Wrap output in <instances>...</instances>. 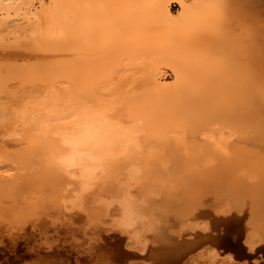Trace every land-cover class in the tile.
<instances>
[{
	"label": "rangeland",
	"instance_id": "rangeland-1",
	"mask_svg": "<svg viewBox=\"0 0 264 264\" xmlns=\"http://www.w3.org/2000/svg\"><path fill=\"white\" fill-rule=\"evenodd\" d=\"M30 2L0 3V264L264 260V0Z\"/></svg>",
	"mask_w": 264,
	"mask_h": 264
},
{
	"label": "bare ground",
	"instance_id": "bare-ground-1",
	"mask_svg": "<svg viewBox=\"0 0 264 264\" xmlns=\"http://www.w3.org/2000/svg\"><path fill=\"white\" fill-rule=\"evenodd\" d=\"M178 1H179V5H181V8H182L183 13L185 12V14H186L187 11L190 10L189 7H191V6H188L187 4H184V2H183L182 0H177V2H178ZM1 2H3V4H4V2H7V5H8V3L11 4V5H12V4L14 5V3H15V5H14L15 7H17V6H16V3H17V4L20 5L21 9H22V7H23V6H21V5H23V4H24V6H25V4H26V6H27V4H28V5H29V6H28L29 8H30V5H31L30 0H0V3H1ZM33 2H34V1H33ZM206 2H207V0H206ZM29 3H30V4H29ZM192 3H194V4L192 5V7L195 6L194 9H195V8H196V9H197V8L200 9V6H202L201 4H203V0H202V2H201L200 0H195V1L192 2ZM3 4H0V8H2L3 6L6 5V3H5V5H3ZM1 5H2V6H1ZM11 5H8V7L10 6V8H11V7L13 8V5H12V6H11ZM26 6H25V8H26ZM31 6H32V5H31ZM33 6H34V5H33ZM5 7H7V6H5ZM15 7H14V8H15ZM28 7H27V8H28ZM192 7H191V8H192ZM202 7H203V6H202ZM23 9H24V8H23ZM192 9H193V8H192ZM192 9L190 10L191 13L189 12L190 14H193L192 12H194V9H193V11H192ZM196 9H195V11H196ZM167 12H168V11H167ZM195 13H196V12H195ZM192 16H194V15H192ZM259 51H260V50H259ZM260 53H261V52H260ZM256 55H257V53H256ZM261 55H262V53L260 54V56H261ZM256 57H258V56H256ZM252 59H253V58H252ZM254 60H255V59H254ZM254 60H253V61H254ZM253 63H254V62H252V63L250 62V65H252ZM257 63L259 64L258 61L255 62L254 64L257 65ZM251 68L254 69L253 66H251ZM251 68H250V69H251ZM252 69H251V70H252ZM257 69H260V66H259V68H258V66H257ZM252 71H253V70H252ZM257 71H259V70H257ZM241 99H242V98H241ZM243 103H244V109H245V120H246V121L249 120L250 117H254L253 115L256 114V113L254 114V110H253V108L255 109V106H256V107H261V108L264 107V72H259V74H257V75H252L251 77H249V80H247L246 85H245V89H244V91H243ZM255 112H256V111H255ZM260 112H261V111H260ZM262 113H264V112H262ZM255 116H256V115H255ZM257 116H259V113H258ZM254 118H255V117H254ZM254 118H253V120H254V122H255V119H256V118H255V119H254ZM243 119H244V118H243ZM251 119H252V118H251ZM260 119H261V118H260ZM256 120H258V118H257ZM260 121H264V120H260ZM244 123H245V122H244ZM246 123H249V121H247ZM255 123H256V122H255ZM255 123H254V124H255ZM249 124L252 125L251 122H250ZM256 125H257V124H256ZM262 125H264V124H261V126H262ZM243 126H244V125H243ZM249 126H250V125H249ZM252 127H253V126H252ZM259 127H260V126H258V128H259ZM253 128H254V127H253ZM256 128H257V126H256ZM260 128H261V127H260ZM244 129H245V128H244ZM251 129H252V128H251ZM245 130H246V129H245ZM248 130H249V129H248ZM248 130H247V131H248ZM260 130H261V129H260ZM252 131H253V129H252ZM258 131H259V130H257V132H258ZM255 132H256V129H255ZM255 132L253 133V136H254V137H255V135H254ZM250 133H251V132H250ZM259 133H262V132H259ZM248 134H249V133H248ZM248 134L245 135V136L248 137ZM262 134H264V133H262ZM250 136H251V134H250ZM247 137H246V138H247ZM257 137H258V136H257ZM252 138H253V137H252ZM261 138H262V137H261ZM261 138H259V139H261ZM240 139H241V138H240ZM248 139H249V137L247 138V140H248ZM247 140H245V141H247ZM253 140H257V138H255V139L253 138ZM249 141H250V139H249ZM251 141H252V140H251ZM258 141H259V140H258ZM258 141H254V142H258ZM262 141H264V140H262ZM239 144H240V143H239ZM259 144H260V143H259ZM242 145H244V144H242ZM258 146H259V145H258ZM239 147H240V146H239ZM239 147H236V148H239ZM260 147H261V146H260ZM191 149H192V148H191ZM194 149H195V148H194ZM230 149H232V148H230ZM257 149H259V148H257ZM257 149L255 150V147H254V150H255V151H257ZM262 149H264V148H262ZM216 150H217V149H216ZM233 150H234V149H233ZM233 150H232V151H233ZM229 151H230V150H229ZM229 151H228V152H229ZM236 151H237V150H236ZM189 152H190V151H189ZM189 152H188V153H189ZM203 152L205 153L206 151L203 150ZM210 152H211V151H210ZM215 152H216V151H215ZM242 152H243V151H242ZM249 152H250V151H249ZM252 152H253V151H252ZM191 153H192V151H191ZM207 153H208V152H207ZM246 153H247V152H246ZM258 153H259V151H258ZM260 153H262V151H260ZM205 154H206V153H205ZM234 154H236V153H234ZM252 154H253V153H252ZM256 154H257V153H256ZM262 154H264V153H262ZM262 154H261V155H262ZM190 155H191V154H189V156H190ZM209 155H211V154H209ZM212 155H214V154H212ZM221 155H222V154H221ZM224 155H225V154H224ZM226 155H227V154H226ZM230 155L232 156V154H230ZM238 155H239V154H238ZM219 156H220V155H219ZM219 156H218V154H217V155L215 156L214 159H217V157H218V158L221 157V156H220V157H219ZM239 156L241 157V155H239ZM190 157H191V156H190ZM205 157H206V156H205ZM205 157H204V158H205ZM212 157H213V156H212ZM222 157H223V156H222ZM227 157H228V156H227ZM240 157H239V158H240ZM204 158H203V159H204ZM210 158H211V157H210ZM225 158H226V157H225ZM229 158H230V160H231V157H229ZM235 158H237V157L235 156ZM235 158H234V159H235ZM256 158H257V157H256ZM192 159H193V158H192ZM198 159H199V158H198ZM201 159H202V158H201ZM203 159H202V160H203ZM220 159H221V158H220ZM220 159H219V160H220ZM223 159H224V158H223ZM207 160H208V159H206V161H205L206 163H203L204 165L207 164V162H208ZM195 161H196V162H194L193 165H194L195 163H197V165L201 164V163L198 164V162H197L198 160H197V159H196ZM199 161H200V160H199ZM211 161H214V160L211 159ZM217 161H218V159H217ZM233 161L236 162V160H233ZM238 161L241 162V160H238ZM248 161H249V160H248ZM200 162H201V161H200ZM224 162H225V161H224ZM240 162H239V163H240ZM246 162H247V161H246ZM213 163H214V162H212V163L210 164V162H209L208 164H209V166H211ZM217 163H218V164L220 163V165H219L220 167H223V166H226V165L230 164V163H228L227 161H226L225 163H223V161H220V162L218 161ZM227 163H228V164H227ZM260 163H262V162H260ZM208 164H207V165H208ZM215 164H216V163H215ZM215 164H214V165H215ZM222 164H225V165L221 166ZM231 164H234V163H231ZM256 164H257V163H256ZM214 165H213V167H214ZM239 165H240V164H239ZM195 166H196V164L194 165V167H195ZM205 166H206V165H205ZM219 166H218L217 168H219ZM240 166H241V165H240ZM254 166H255V164H254ZM258 166H259L260 168H259ZM261 166H262V167H261ZM192 167H193V166H192ZM213 167H210V168L213 169ZM190 168H191V167H190ZM197 168H198V167H197ZM215 168H216V167H215ZM223 168H225V167H223ZM232 168H235V164H234V167L228 165L224 170H222V168H221V170H222L223 172H222L220 169H217V170H218V171L220 170L221 172H220V171H219V172H218V171L216 172L215 169H214V171H212V169H209V167H208L207 169L210 170V171L207 172L208 174L205 173V176L207 177V179H211V178L214 179V178H215V179L218 180L219 178L222 179L223 177L226 179V177H225L226 174H227V175L230 174V175H232V176H233V174H235V173H232V171H233ZM238 168L240 169L239 166H238ZM241 168H242V170H240L241 172L239 171V173H238L237 175L243 174L242 171H244L245 169H243V167H241ZM248 168H249V167H248ZM258 168H259V169H258ZM201 169H202V168H201ZM239 169H238V170H239ZM253 169H256V170L258 169V171L261 170L260 172H257L256 170H252L253 172L255 171L256 173H258V176H257L256 178H254V177H255L257 174H256V173H253V172H251V173H252V174H255V176L253 175V176L249 177V176L251 175V173H250V175H249L248 173H245L247 177L244 175L245 177L243 176V178H245L244 180H246V178H248V177H249V179L251 178V180H250L251 183H252V181L254 182V181H256L257 179H258V180H261V183H259L260 185H259V186L256 185V186L260 187V193H261V190H262V193H264V184H262V182H264V165H262V164H261V165H260V164L258 165V164H257V167H255V168H253ZM194 170H196V169H194ZM199 170H200V169H199ZM225 170H226V171H225ZM247 170H248V169H247ZM184 171H185V170H184ZM192 171H193V170H192ZM196 171L199 172L198 170H196ZM204 171L206 172L207 170H204ZM182 172H183V171H182ZM189 172H191V171H189ZM209 172H210V173H209ZM224 172H225V173H224ZM236 172H237V171H236ZM244 172H245V171H244ZM246 172H247V171H246ZM249 172H250V171H249ZM184 173H185V172H184ZM179 174H180V173H179ZM201 174H204V173L201 172ZM247 174H248L249 176H248ZM259 174H260V175H259ZM151 175H152V174H151ZM154 175H155V174H154ZM156 175H157V174H156ZM160 175H161V174H160ZM194 175H195V174H194ZM196 175H198V174H196ZM189 176H191V175H189ZM200 176H202V175L199 174V175H198V178H199ZM205 176H204V177H205ZM222 176H223V177H222ZM232 176H230V177L227 176V177H228L227 179H231ZM58 177H59V176H58ZM58 177L54 176V180L57 181V180L59 179ZM233 177H235V175H234ZM252 177H253V179H252ZM33 178H34V177H33ZM152 178H153V176H152ZM237 178H238V177H237ZM177 179H178V178H177ZM189 179L191 180L192 177L189 178ZM193 179L195 180L194 177H193ZM201 179H204L203 182H205V179H206V178H203V177H202ZM225 179H224V180L222 179V180L225 181ZM240 179L242 180V177H240ZM146 180H147V179H146ZM148 180H149V179H148ZM153 180H154V179H153ZM169 180H170V179H169ZM194 180H193V181H194ZM196 180H198V179H196ZM196 180H195V181H196ZM217 180H216V181H217ZM219 180H220V179H219ZM222 180H220V181H222ZM233 180H234V179H233ZM238 180H239V179H238ZM241 180H239V181H241ZM247 180H248V179H247ZM258 180H257V181H258ZM165 181H166V180H165ZM170 181H171V180H170ZM185 181L188 182L189 180H185ZM206 181H207V180H206ZM211 181H212V180H211ZM211 181H210V182H211ZM216 181L214 180V181H212V182L216 183ZM228 181H229V180H228ZM231 181H232V180H231ZM234 181H235V180H234ZM239 181H238V182H239ZM242 181H243V180H242ZM242 181H241V182H242ZM34 182H35V180H34ZM146 182H147V181H146ZM150 182H151V181H150ZM159 182H160V181H159ZM167 182H168V181H167ZM176 182H177V181H176ZM190 182H191V181H190ZM190 182H189V183H190ZM196 182H197V181H196ZM196 182H195V183H196ZM203 182H202V183H203ZM217 182H218V181H217ZM235 182H237V181H235ZM248 182H249V181H248ZM258 182H259V181H258ZM154 183H155V182H154ZM182 183H184V182H182ZM191 183H192V182H191ZM195 183H194V184H195ZM202 183H199V181H198V184H202ZM219 183H221V182H219ZM232 183H233V182H232ZM150 184H151V183H150ZM150 184H149V185H150ZM165 184H166V183H165ZM194 184H193V185H194ZM216 184H217V183H216ZM216 184H215V185H216ZM238 184H239V183H238ZM238 184H237V185H238ZM240 184L242 185V183H240ZM243 184H244V183H243ZM245 184H246V183H245ZM261 184H262V185H261ZM186 185L188 186L187 183H186ZM220 185H221V184H220ZM226 185H227V184H226ZM226 185H225V186H226ZM254 185H255V184H254ZM254 185H253V186H254ZM147 186H148V185H147ZM151 186H153V185H151ZM157 186H158V185H157ZM205 186H206V185H205ZM242 186H243V185H242ZM250 186H252V185H250ZM256 186H255V187H256ZM159 187H160V186H159ZM166 187H167V186H166ZM166 187H165V188H166ZM203 187H204V186H203ZM213 187H214V186H213ZM215 187H216V186H215ZM235 187H236V186H235ZM238 187H239V186H238ZM238 187H237V188H238ZM148 188H149V187H148ZM150 188H151V187H150ZM152 188H153V187H152ZM178 188H179V186H178ZM178 188H177V189H178ZM194 188H195V187H194ZM194 188H189L188 190H191L192 192H195V191H197L200 187H196L195 189H197V188H198V189L195 190V191L192 190V189H194ZM230 188H232V186H231ZM233 188H234V187H233ZM155 189H156V188H155ZM183 189H184V188H183ZM203 189H204V188H203ZM245 189H246V188H245ZM245 189H244V190H245ZM254 189H255V188H254ZM257 189H258V188H257ZM153 190H154V188H153ZM153 190H150V192L153 191ZM159 190H161V189H159ZM174 190H175V189H174ZM178 190H179V189H178ZM185 190L188 191L187 188H186ZM201 190H202V189H199V191H197V193L200 194L199 192H201ZM222 190H223V189H222ZM231 190H233V189H231ZM236 190H237V189H236ZM244 190H243V191H244ZM246 190H247V189H246ZM250 190H251V189H250ZM155 191H156V190H155ZM157 191H158V190H157ZM162 191H163V190H162ZM162 191H161V192H162ZM181 191H182V190H181ZM202 191H203V190H202ZM233 191H234V190H233ZM253 191H255V190H253ZM177 192H179V191H177ZM177 192H176V193H177ZM234 192H235V191H234ZM234 192H233V193H234ZM244 192H245V191H244ZM244 192H243V193H244ZM247 192H248V191H247ZM151 193H152V192H151ZM159 193H160V192H159ZM181 193H182V192H181ZM237 193H238V191H237ZM241 193H242V192H241ZM162 194H163V193H162ZM173 194H174V193H173ZM193 194H194V193H193ZM222 194H223V193H222ZM160 195H161V194H160ZM176 195H178V194H176ZM224 195H225V194H224ZM224 195H223V196H224ZM255 195H256V194H255ZM257 195H259V193H258ZM171 196H172V195H171ZM178 197H179V196H178ZM226 197H227V196H226ZM172 198H173V197H172ZM167 199H168V195H167ZM194 199H195V198H194ZM230 199H231V198H230ZM259 199H261V198H259ZM163 200H165V199H163ZM170 200H171V198H170ZM221 200H222V199H221ZM226 200H227V199H226ZM226 200H225V201H226ZM228 200H229V199H228ZM168 202H169V201H168ZM168 202H166V203H168ZM230 203H231V202H230ZM226 204H228V201L226 202ZM226 204L224 203V206H225ZM250 206H251V205H250ZM240 207H241V206H240ZM261 207H262V206H261ZM223 208H224V207H223ZM225 208H227V207H225ZM220 209H221V208H220ZM229 209H231V208H229ZM222 210H223V209H222ZM226 211L229 212V210H227V209H226ZM226 211L223 210V212H221V213H223V214H224V213H227ZM240 213H241V212H240ZM249 213H250V212H249ZM229 214H230V213H229ZM241 214H242V213H241ZM239 215H240V214H239ZM223 216H224V215H223ZM254 216H255V215H254ZM247 217H248V216H247ZM252 217H253V215H252ZM255 217H256V216H255ZM248 218H249V217H248ZM256 218H257V217H256ZM254 221H255V219H254ZM246 222H247V221H246ZM250 223H251V222H250ZM259 223H260V222H259ZM248 224H249V222H248ZM253 224H255V223H253ZM222 225H223V224H222ZM246 226H247V225H246ZM220 228H221V227H220ZM258 229H259V227H258ZM220 230H221V229H220ZM222 230H223V229H222ZM248 231H249V230H248ZM251 231H252V230H251ZM251 231H250V232H251ZM262 231H264V230H262ZM212 233H213V232H212ZM255 233H256V232H255ZM257 233H258V232H257ZM257 233H256V235H257ZM250 234H251V233H250ZM215 235H216V234H215ZM225 236H229L227 232L224 233L223 236L218 235L216 240H217L219 243H221L222 241H224V240L226 239ZM246 236H247V235H246ZM246 236H245V237H246ZM249 236H250V235H248V238H249ZM210 237H211V236H210ZM250 237H251V236H250ZM257 237H258V236H257ZM257 237H256V238H257ZM261 237H262V236H261ZM211 238H212V237H211ZM248 238L246 237V238H245L246 240H244V241H245V242H246V241L249 242V241L247 240ZM262 238H264V237H262ZM212 239H213V238H212ZM234 239H235V238H234ZM214 240H215V239H214ZM214 240H213V241H214ZM216 240H215V241H216ZM249 240H252V239L250 238ZM257 240H258V239H257ZM245 242H244V243H245ZM252 242H257V241H252ZM259 242H260V241H259ZM249 243H250V242H249ZM252 244H253V243H252ZM252 244H251V246H252ZM260 244H261V243H260ZM254 245H255V244H254ZM255 247H256V246H255ZM250 248H251V247H250ZM252 249L254 250V248H252ZM175 251H176V250H175ZM173 253H174V251H173ZM173 253H172V254H173ZM177 254H180V253L178 252ZM177 254H176V255H177ZM260 254H261V253H260ZM173 255H175V254H173ZM176 255H175V256H176ZM259 259H260V258H259ZM256 260H257V259H256ZM259 261H260V260H259ZM257 262H258V260H257Z\"/></svg>",
	"mask_w": 264,
	"mask_h": 264
},
{
	"label": "water",
	"instance_id": "water-1",
	"mask_svg": "<svg viewBox=\"0 0 264 264\" xmlns=\"http://www.w3.org/2000/svg\"><path fill=\"white\" fill-rule=\"evenodd\" d=\"M225 240L221 242L225 247L233 249L239 257H248L251 258L249 254H247L241 244L238 241H233L229 236H225ZM259 264H264V260L260 261Z\"/></svg>",
	"mask_w": 264,
	"mask_h": 264
}]
</instances>
